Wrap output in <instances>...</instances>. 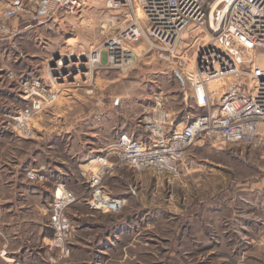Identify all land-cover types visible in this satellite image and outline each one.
<instances>
[{
    "label": "rangeland",
    "instance_id": "1",
    "mask_svg": "<svg viewBox=\"0 0 264 264\" xmlns=\"http://www.w3.org/2000/svg\"><path fill=\"white\" fill-rule=\"evenodd\" d=\"M80 9L77 13L61 10L41 24L28 18L24 22L26 26L41 27L34 30L30 38H24L28 42L25 47L29 48V58L24 57L17 42L19 37L13 34L11 53L15 63L7 70L6 76L10 79L17 77L16 84L11 85L16 88L13 90H16L15 98L11 93L14 112L0 113V139H9L12 144L9 147H14L15 162L20 165L25 162V151L43 160L56 155L66 157L65 164L54 162L59 166L52 169L57 179L65 182L74 193L85 189L77 173L80 162L82 165L92 163L91 157L100 153L101 148L121 131L145 138L135 114L152 115L156 97H162L169 109L173 120L171 127L181 126L203 111L193 103L189 86L180 76L179 68L156 56L142 40L131 46L137 54L132 66L108 68L102 59L101 64L94 65L88 80L82 72L89 69L78 63L68 72L76 74L77 81L56 86L49 68L58 65L60 53L67 57V48L72 47L74 50L70 54L74 60L80 61L76 56H80L82 49L99 46L103 50L105 30L116 31L119 25L110 21L115 11L105 6V0H81ZM14 18L10 19V26ZM10 29L0 33V39L6 34L11 35ZM137 44L143 46L137 49ZM195 50L196 46L190 49V59ZM32 54H36L35 60H32ZM64 71L67 70H59L60 73ZM240 77V74H231L219 82L227 87ZM35 79L58 95L44 108L50 110L59 102L55 109L61 111V115L53 118L50 112L43 119L49 123H68L62 131L48 129L47 136L40 140L41 146L36 131L31 137H23L11 126V117L31 105V96H25L28 103L22 95H26L25 90ZM59 82L63 83V80ZM65 85L76 88V92L82 95L63 97L61 88ZM71 98L70 102L66 100ZM44 108L37 112L33 124L38 122L39 113ZM56 132L68 136L62 137ZM64 142L70 145L61 154ZM49 144L53 146L49 147ZM86 157L87 160L83 159ZM119 172L124 178L117 180L109 176L105 185L111 194L125 197L122 209L116 213H103L83 201L72 204L67 214L73 219L78 241L72 238L66 256L60 254L59 249H53L52 262L264 264V153L260 149L236 145L214 148L206 143L200 144L199 140L187 150L181 173L172 181L167 182L151 171L152 175L122 167ZM19 182L18 185L27 186V193L38 194L29 198L34 203L36 215H40L38 211L43 205L47 206L52 194L46 192L40 197L36 186L24 184L20 179ZM16 197L18 195L15 196L18 201Z\"/></svg>",
    "mask_w": 264,
    "mask_h": 264
},
{
    "label": "built area",
    "instance_id": "2",
    "mask_svg": "<svg viewBox=\"0 0 264 264\" xmlns=\"http://www.w3.org/2000/svg\"><path fill=\"white\" fill-rule=\"evenodd\" d=\"M223 1L213 7L215 0H105V6L115 11L110 21L119 25L116 31L105 30L104 49L94 47L90 54L100 52L105 67L128 68L137 57L131 46L142 40L156 56L179 68L193 103L203 111L181 126L171 127L169 109L162 97H156L152 115L135 114L145 138L121 131L91 157L92 163L79 168L85 186L82 192L74 193L65 182L56 181L48 205V225L51 242L60 254L69 253L74 237L67 214L72 204L83 201L103 213L122 209L125 199L105 188V180L122 167L151 171L169 182L181 173L187 150L199 140L214 148L236 145L264 153V0H231L225 9ZM80 5L81 0H17L1 12L0 33L11 31L10 19L22 12L41 24L61 10L77 13ZM194 46L190 59L188 53ZM231 74L250 75L253 86L242 77L238 84L227 87L212 84ZM85 77L91 79V75ZM25 94L31 96V105L11 117V126L18 135L31 137L35 133L33 118L58 95L38 79ZM25 176L45 178L33 169L26 170Z\"/></svg>",
    "mask_w": 264,
    "mask_h": 264
},
{
    "label": "crops",
    "instance_id": "3",
    "mask_svg": "<svg viewBox=\"0 0 264 264\" xmlns=\"http://www.w3.org/2000/svg\"><path fill=\"white\" fill-rule=\"evenodd\" d=\"M17 0H0V14L5 9V7ZM29 15L26 12H22L18 14L13 20H11V35L6 34L3 38L0 39V113L5 112H14L12 108L13 105V97H11V93L15 98V92H13L14 86L11 87L12 84H16V78L10 79L6 76L7 70L11 68L15 63V57H12L11 53V45H12V36L19 37V47L23 50L24 57L29 58L30 52L29 48L25 44L28 38L31 37V34L34 30H40V25H31L26 26L24 22L28 20ZM26 38V39H24ZM8 39V40H7ZM10 39V40H9ZM15 41H13V44ZM26 51H25V50ZM33 55V54H32ZM12 58H11V57ZM36 54L32 56V60H35ZM18 59V58H17ZM23 59V58H22ZM37 76V75H36ZM69 84V82H64ZM63 85V84H62ZM93 91V90H91ZM61 93L64 94L63 97H73L75 94L82 95L80 92H76V88H69L67 85L61 88ZM60 93V94H61ZM24 99H26L29 103V99H27L24 95H22ZM68 102L71 99H66ZM56 105H59V102H56ZM27 104V103H26ZM55 104L52 109H46L39 113V120L34 123V128L36 131V139L39 140L38 144L41 146V141L43 140L48 132V129H64L67 127L68 123H49V120L43 119L46 116H49L50 113L53 115V118L57 117V115H61V111L55 109ZM19 110V109H18ZM63 110V109H62ZM17 111V110H16ZM66 110H63L65 112ZM54 122H56L54 120ZM57 125V126H56ZM61 127V128H59ZM60 135V132H56ZM62 137H67L64 132L61 134ZM12 145L9 142L7 137H3L0 139V261L1 264H55L53 258L50 256L53 255V249H57L51 242V232L52 229L48 225V205H43L41 210H39L40 215H36V211L34 208V203L31 202L29 196L37 197L38 194L32 195L31 193H27V186L18 185L19 179L24 184L34 185L37 188V191L42 197L44 193L48 192L52 194L53 185L58 180L55 176V171L52 169L58 168L59 166L56 163L65 164L68 160L66 157H62L59 155L53 156L51 158L42 159L38 158L37 155L28 154L25 151V162H22L20 165L18 162H15V152L14 147H9ZM70 144L68 142H64V147L62 149V153H65L67 147ZM14 146V145H13ZM53 145L49 144V147ZM72 155H70L71 160ZM88 159V157L83 158ZM56 162V163H54ZM81 163V164H80ZM78 165V177H79V168L82 167V163L80 162ZM17 165V166H15ZM64 167V166H62ZM22 168V169H20ZM28 169L36 170L44 175V180H30L25 176V171ZM150 173L149 171H145ZM68 173V172H66ZM151 174V173H150ZM152 175V174H151ZM110 177L120 180L122 179V174L117 171ZM124 178V177H123ZM65 181V180H64ZM105 188L107 189L106 185ZM109 192V191H108ZM110 193V192H109ZM15 200V196H17ZM122 196L124 199L125 197ZM46 197V196H45ZM22 198V200H21ZM20 199V200H19ZM50 199V196H49ZM38 206V205H35ZM72 206V205H71ZM70 208V207H69ZM75 215V213H72ZM46 215V217H44ZM69 215V214H68ZM70 217V216H69ZM71 219V217H70ZM73 222V219H71ZM78 229V226H76ZM74 241H78L77 235H74ZM56 250V254H57ZM53 252V254H51Z\"/></svg>",
    "mask_w": 264,
    "mask_h": 264
},
{
    "label": "bare ground",
    "instance_id": "4",
    "mask_svg": "<svg viewBox=\"0 0 264 264\" xmlns=\"http://www.w3.org/2000/svg\"><path fill=\"white\" fill-rule=\"evenodd\" d=\"M230 1L231 0H224L223 1L222 4L224 6V9L228 6ZM219 2H222V0H215V2L213 3V7H215L217 5V3H219ZM142 46L143 45H140L137 49L141 48ZM72 50H74L72 47L67 48V52H69V55L67 57L65 55H63L64 53H60L61 55L57 59L58 65H50L51 67L49 68V72L51 73L52 80H53V82L55 83L56 86L64 84L62 82H59L60 80H63L64 82H69V84L77 81L76 74L71 75V74H68V72L70 71V69L75 68V66L78 63H82V65H81L82 67L84 66V67H87V68H91V67H94V65L97 62H100L101 57H102L100 52L96 53L94 55L90 54V51L92 50V46H91L88 50L84 51L82 49V51L80 52V56H76V58L78 57V59L80 60V61H77V60H74L75 58L73 57V55L70 54L72 52ZM62 69L67 70V71L66 72L64 71V72L60 73L59 70H62ZM57 73H59V75H57ZM82 73L84 75L85 74L86 75L87 74L91 75V71H84ZM241 77H242V80L245 83L249 84L250 86H253L254 79L250 75L242 74ZM57 79H59V81L56 83ZM71 79H73V81H70ZM220 79H222V78H220ZM220 79H218L215 82H212V83H214L213 85H221V84H223L222 82H219ZM237 82L238 81L233 82V83L238 84ZM261 129L264 131V124H262Z\"/></svg>",
    "mask_w": 264,
    "mask_h": 264
}]
</instances>
